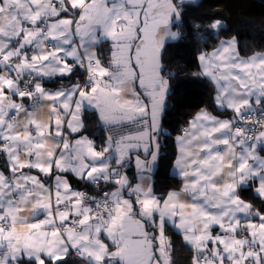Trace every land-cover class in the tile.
Listing matches in <instances>:
<instances>
[{"label":"snow or ice","instance_id":"snow-or-ice-1","mask_svg":"<svg viewBox=\"0 0 264 264\" xmlns=\"http://www.w3.org/2000/svg\"><path fill=\"white\" fill-rule=\"evenodd\" d=\"M180 21L174 0H0V264H173L168 228L191 264H264V51L232 37L199 54L220 114L176 137L178 189L153 188ZM85 110L109 132L99 146L79 135Z\"/></svg>","mask_w":264,"mask_h":264},{"label":"trees","instance_id":"trees-1","mask_svg":"<svg viewBox=\"0 0 264 264\" xmlns=\"http://www.w3.org/2000/svg\"><path fill=\"white\" fill-rule=\"evenodd\" d=\"M180 12L181 21L173 26L180 39L167 43L161 51V74L168 80V91L157 136L161 145L160 156L152 175L153 188L160 195H166L179 186V180L170 174L176 158L175 140L180 133L179 128L186 126L201 109L213 115L220 114L213 102L214 89L200 74L198 55L202 51L213 50L220 40L232 37L238 41L242 55L264 51V0H197L181 5ZM215 21H220L223 28L213 38L208 33L212 32L209 26ZM103 55L107 56V53ZM75 77L73 75L72 80ZM44 86L54 89L60 87L61 82H47ZM82 119V133L92 138L98 146L101 145L109 132L100 124L97 114L85 110ZM0 169L6 171L3 157H0ZM127 175L130 179L135 177L132 161ZM68 176L74 188L90 191V186L72 175ZM240 195L249 201L253 193L251 189H245ZM259 203L255 201V206H259ZM166 235L173 245V264H191L192 253L183 246L182 237L174 234L171 228L166 229Z\"/></svg>","mask_w":264,"mask_h":264},{"label":"crops","instance_id":"crops-1","mask_svg":"<svg viewBox=\"0 0 264 264\" xmlns=\"http://www.w3.org/2000/svg\"><path fill=\"white\" fill-rule=\"evenodd\" d=\"M197 0H174V2L178 5V10L180 11V6L181 5H183V4H187V3H195ZM171 31H173V32H176L175 31V29L173 28V26L171 27ZM173 41H176V40H171V39H166L165 40V42H164V45H163V47H162V50H163V48L165 47V45L167 44V43H169V42H173ZM161 50V51H162ZM199 56V55H198ZM198 65H199V60H198ZM199 69H200V67H199ZM203 76V75H202ZM204 77V76H203ZM209 83H210V81L208 80V78H206V77H204ZM75 79H77V77H75L74 78V80L73 81H75ZM211 84V86L213 87V89H214V86H213V84L212 83H210ZM45 87V86H44ZM47 88V87H46ZM48 89H51V88H48ZM56 88H54V89H51V90H55ZM167 95V94H166ZM214 95H215V90H214ZM165 99H166V96H165ZM215 105V104H214ZM216 107V106H215ZM88 111H90V110H88ZM200 112V111H199ZM97 117H98V114H97ZM186 127H188V124L185 126V128ZM83 131V130H82ZM82 131H81V133L79 134L80 136H87V135H85V134H83L82 133ZM159 133V132H158ZM182 133H179V135H181ZM157 136H158V134H157ZM88 137V136H87ZM89 139H92V138H90V137H88ZM93 140V139H92ZM175 147H176V140H175ZM153 150H155V148L153 147ZM140 155H141V157L143 158V156H144V153H143V149H141L140 150V153H139ZM176 155H177V147H176ZM149 159H150V157H149ZM132 163H133V165H134V170H135V175H136V168H135V153L133 154V157H132ZM5 164H6V161H5ZM155 168H156V165H155V167L153 168V170H152V173H151V179H152V175L154 174V171H155ZM1 170V169H0ZM170 174H171V176L173 177V178H176V179H178L179 180V177L176 175V171H175V169H174V164H173V166H172V168H171V171H170ZM68 175H71L70 173L68 174ZM83 182V181H82ZM83 191V190H82ZM253 193V192H252ZM243 199V198H242ZM245 200V199H244ZM247 201V200H246ZM218 230V229H217Z\"/></svg>","mask_w":264,"mask_h":264},{"label":"built area","instance_id":"built-area-1","mask_svg":"<svg viewBox=\"0 0 264 264\" xmlns=\"http://www.w3.org/2000/svg\"><path fill=\"white\" fill-rule=\"evenodd\" d=\"M76 80V79H75ZM182 128H185V126H181L180 128H179V131L181 132V129ZM91 187V186H90ZM83 191H85V190H83ZM85 192H87V191H85Z\"/></svg>","mask_w":264,"mask_h":264},{"label":"rangeland","instance_id":"rangeland-1","mask_svg":"<svg viewBox=\"0 0 264 264\" xmlns=\"http://www.w3.org/2000/svg\"><path fill=\"white\" fill-rule=\"evenodd\" d=\"M180 132V131H179ZM181 133V132H180Z\"/></svg>","mask_w":264,"mask_h":264}]
</instances>
